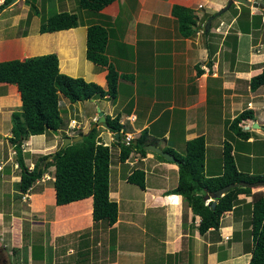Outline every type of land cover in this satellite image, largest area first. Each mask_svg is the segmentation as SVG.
Listing matches in <instances>:
<instances>
[{
	"label": "crops",
	"instance_id": "crops-1",
	"mask_svg": "<svg viewBox=\"0 0 264 264\" xmlns=\"http://www.w3.org/2000/svg\"><path fill=\"white\" fill-rule=\"evenodd\" d=\"M35 1L40 8L47 2ZM58 1V11L77 9L76 0ZM260 1L247 7L234 1L232 8L212 19L209 30L208 15L227 0H113L98 11L80 9L78 25L51 31H40V23L32 20L34 16L40 20L39 11L28 24L22 22L29 11L24 0L0 8V60L53 52L61 71L106 87L107 67L86 56L87 25L95 22L107 28L106 53L119 72L114 98L71 101L60 94L58 128L30 134L21 144L24 162L31 169L37 161H48L66 136L97 127L111 152L109 197L118 204L111 224L93 219L91 196L58 204L53 166L21 189V170L9 137L12 113L21 110L22 100L16 83L0 82V264L248 263L251 248L245 247L248 241L233 217L244 219L250 214V194L239 193L242 200L221 215L227 214L225 222L221 218L217 229L200 233V216L193 214L182 194L167 193L177 183V162L160 158L154 150L142 153L136 148L121 160L117 133L96 122L100 109L105 120L118 117L123 142L146 127L156 145L178 151L187 139L203 135L207 174L222 167L224 139L232 138L234 155L238 151L243 154L240 159L249 162L256 147L263 146L264 136V84L255 89L249 85L250 77L264 66V0ZM174 4L190 7L197 15L191 34L181 32L172 12ZM245 109H252L254 115L239 122L250 130L242 138L233 135L229 125ZM217 142L216 151H210ZM133 168L145 171L144 188L126 179ZM207 196L210 200V193ZM249 216L244 227H249Z\"/></svg>",
	"mask_w": 264,
	"mask_h": 264
},
{
	"label": "trees",
	"instance_id": "trees-1",
	"mask_svg": "<svg viewBox=\"0 0 264 264\" xmlns=\"http://www.w3.org/2000/svg\"><path fill=\"white\" fill-rule=\"evenodd\" d=\"M29 4L28 18L39 11L35 0H24ZM113 0H76V10H60L44 16L39 24L40 31H51L76 26L81 22L80 9L98 11ZM9 0H4L0 8L5 7ZM244 7H247L242 3ZM231 3L230 7H233ZM172 12L177 15L179 28L185 35L191 34L197 15L192 9L180 4H174ZM209 16V15H208ZM209 30V29H208ZM108 38L107 28L100 23H89L86 33V56L93 62L107 67L106 87L99 83L86 80L82 76H72L59 69L58 56L53 53H43L27 56L23 59L12 58L0 60V82L16 83L22 100L21 110L12 113L11 136L16 158L21 170L19 186L26 190L34 180L53 166V186L58 204L72 200L92 197V217L94 220H105L109 224L117 218V201L109 197V172L111 152L110 146L99 138V130L92 127L82 137L58 146L53 156L38 167L37 161L33 168H28L22 156V141L30 134L42 133L46 130H56L60 124L59 96L64 95L71 101L108 95L114 98L117 92L119 72L116 70L106 53ZM264 84V66L261 71L250 77V88L255 89ZM252 109H245L235 115L229 125L233 135L242 138L249 136L250 130L243 128L239 122L252 117ZM108 128L117 133V143L120 147L118 157L125 160L133 149L145 153L144 145L155 142L148 129L143 128L137 136L123 142V126L118 117L107 116ZM264 128V125H263ZM232 135V136H233ZM222 142V167L215 174L205 172L206 142L203 135L191 137L185 141L184 149L178 151L170 146L163 149L172 152L178 165V179L174 187L167 193H180L193 214L200 216L198 229L203 233L209 228L217 229L221 215L231 210L239 202V193L251 195L248 202L250 216L248 225L251 235V254L247 264H264V190L252 191L247 184H237L229 188L216 199L214 205L210 199L206 202L207 193L229 182L240 180L254 181L264 179V172L255 175H245L238 169L235 155L232 152V141ZM156 144V142H155ZM160 158L162 154L155 152ZM49 153L40 156L45 159ZM126 179L145 187V171L133 168ZM45 264H51L46 262Z\"/></svg>",
	"mask_w": 264,
	"mask_h": 264
},
{
	"label": "rangeland",
	"instance_id": "rangeland-1",
	"mask_svg": "<svg viewBox=\"0 0 264 264\" xmlns=\"http://www.w3.org/2000/svg\"><path fill=\"white\" fill-rule=\"evenodd\" d=\"M58 5H59V1L56 0ZM55 0H47V2L44 4L43 7L40 8V3H39V6H37L39 8V12H38V16L40 18V20L34 16V18L32 20H34V22H36V24H39L40 21L42 20V18L47 15H49L50 13H53L55 11H58V5L56 3ZM36 2V1H35ZM62 3V2H61ZM60 3V4H61ZM36 5H38L36 3ZM232 8V7H230ZM200 11H202V9H200ZM221 15V14H220ZM210 16V15H209ZM208 16V17H209ZM32 15L27 18L26 20H22V22L24 24H28L30 19H31ZM207 17V18H208ZM218 16H216L215 18H217ZM32 23V22H31ZM227 115H230V112L227 111L226 112ZM264 134V133H263ZM262 143H263V146H264V136H263V140H262ZM263 146H257L256 149H255V153L252 154L253 155V158L250 157V161H244V160H241L240 158H242V155L243 154H239L238 151L237 153L235 154L236 156V162L239 164V167L240 169H242V171H244L245 175H255V174H259V173H262L264 172V147ZM219 147L218 145V142L217 144H215L214 146H212V149L210 151H213L215 152L216 149ZM262 152V153H261ZM206 158H207V155H206ZM250 173V174H248ZM169 183H171V180H169ZM252 190L254 191H257V190H264V184H256V185H253L251 187ZM243 196L244 194H240V196ZM239 200H242V199H239ZM243 200L244 197H243ZM209 200L207 199L206 202H208ZM239 203V202H238ZM250 214H245L244 215V219H246ZM227 214H225V216L221 217V222H225V218H226ZM244 219H237L236 217H233V221H234V225L236 228H240L241 232H242V236H245V240L248 241V243L245 245L246 248H251V236H250V228L249 227H244ZM248 221V220H247ZM248 225V224H247ZM158 229H157V233H158ZM142 242H139V244L137 245V247L140 246ZM149 250H151L150 248H148V253H149V256L153 258V256H151ZM164 258H162L163 260ZM249 260V258H248Z\"/></svg>",
	"mask_w": 264,
	"mask_h": 264
},
{
	"label": "water",
	"instance_id": "water-1",
	"mask_svg": "<svg viewBox=\"0 0 264 264\" xmlns=\"http://www.w3.org/2000/svg\"><path fill=\"white\" fill-rule=\"evenodd\" d=\"M14 1L15 0H9V3H13ZM234 1H237V2H240V3H244V4L249 5V6H258V4L261 2L260 0H227V2L221 8L216 10L214 13H212L207 18L206 23H205V27H206L207 30L210 28V24H211L212 19L215 16H217L218 14L222 13L224 10H226L231 5V3H233ZM98 114H99V118H98L96 123L101 124V125L105 126L106 128H108L109 126H108L107 121L105 120V116L103 114V111L98 109ZM256 125H257V123H256ZM81 137H82V134H78V135L73 136V137L66 136L64 138V141H63L62 145L64 146L67 143H69L70 141L78 140ZM144 148L150 149V150H154V151L162 154L165 158H167L169 160L176 161V157H175V155L172 152H170L169 150H165L162 147H159L158 145H156L153 142L145 144ZM52 155H53V153H51L50 156H48V158L46 160H48ZM43 163H44V160L40 161L39 167H41ZM238 183L239 184H247L249 186H253V185H256V184H264V179H259V180H254V181L240 180L239 182H229V183H227V184H225L223 186H220V187H218V188H216V189H214L212 191V195H211L212 202H211V204L214 205L216 203V199L218 197H220L229 188H231L233 186H236Z\"/></svg>",
	"mask_w": 264,
	"mask_h": 264
},
{
	"label": "built area",
	"instance_id": "built-area-1",
	"mask_svg": "<svg viewBox=\"0 0 264 264\" xmlns=\"http://www.w3.org/2000/svg\"><path fill=\"white\" fill-rule=\"evenodd\" d=\"M72 121H75V119H72ZM71 121V122H72ZM74 126H76V122H72V127H74ZM129 140V139H128ZM128 140L127 141H125V142H128Z\"/></svg>",
	"mask_w": 264,
	"mask_h": 264
}]
</instances>
